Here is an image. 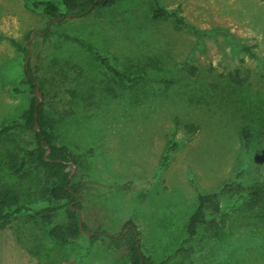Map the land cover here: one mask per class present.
I'll return each instance as SVG.
<instances>
[{
    "label": "rangeland",
    "instance_id": "374dc122",
    "mask_svg": "<svg viewBox=\"0 0 264 264\" xmlns=\"http://www.w3.org/2000/svg\"><path fill=\"white\" fill-rule=\"evenodd\" d=\"M48 1L62 9L61 0ZM155 1L183 24L151 19L154 0H118L54 21L46 34L40 9L0 0V37L31 49L26 68L55 120L54 143L76 155L68 170L81 186L89 231L105 238L132 224L155 264H264V205L250 210L238 195H221L216 233L201 227L188 239L186 232L199 193L217 192L236 173L241 185L264 174V0ZM100 55L147 78L119 82ZM24 59L0 39V125L29 105ZM244 125L255 136L249 150L240 140ZM30 137L0 141L2 182L20 194L0 230V264H129L125 248L106 238L90 244L82 233L65 245L50 238L38 213L60 203L41 196L42 170L20 178L5 164ZM62 220L59 208L54 222Z\"/></svg>",
    "mask_w": 264,
    "mask_h": 264
},
{
    "label": "trees",
    "instance_id": "16d2710c",
    "mask_svg": "<svg viewBox=\"0 0 264 264\" xmlns=\"http://www.w3.org/2000/svg\"><path fill=\"white\" fill-rule=\"evenodd\" d=\"M32 8L40 9L48 18V25L44 33L49 34V26L52 22H60L67 17H81L91 14L93 11L101 8H107L115 4L118 0H61L62 9L54 2L48 0H27ZM171 17L176 24H183V19L174 12L167 11L160 6L157 1L151 8V19H163ZM6 38L16 49L21 51L26 57L28 54V46L21 45L12 38ZM70 39L79 42L76 36ZM86 49L92 53L94 49L88 44L83 43ZM98 60L104 67L105 71L112 74L115 80L125 83H137L147 78L145 70H137V72H127L126 70H118L103 56H99ZM25 79L22 84L28 85L26 92L29 93V105L20 114L19 118L0 125V141L10 135L18 133L31 134L26 139V147L15 148L10 150L6 156L5 164L7 170L17 177H27L34 169H41L43 178L40 186V194L43 198L51 202H59L60 205L47 206L39 211L40 218L47 223L48 235L55 242L65 245L72 241H77L84 231L90 232L88 240L90 244L105 238L108 243L115 248H125L129 264H155L153 260L143 254L138 238H136L133 230L120 232L118 235L108 233L104 237H100L98 232H91L85 223H79V213L76 209L83 210V194L81 186L77 182H73L68 167L71 162L76 163V155L66 145H56L54 143V126L55 120L46 114L43 102L36 106V95L34 88L38 86L35 77L25 68ZM194 67H190L193 73ZM237 74V70L235 71ZM169 83V81H162ZM233 82L240 85L242 80L237 77L233 78ZM38 125V130L35 128ZM240 140L245 150H249L254 142V133L250 125H244L240 129ZM168 156L165 155L163 161H167ZM241 173H236L230 180L226 181L217 192L199 193L197 196V207L190 216L186 232L188 239L193 238L201 227L206 231L218 230V223L214 219V215L221 212L220 196L221 195H238L245 206L254 210L264 205V174L260 179L255 180L249 185H241L239 178ZM20 202V194L14 188L4 184L0 176V230L7 224L10 209ZM62 209L64 220L54 222V216L58 209ZM134 226V225H133ZM84 230V231H82ZM187 239V240H188Z\"/></svg>",
    "mask_w": 264,
    "mask_h": 264
},
{
    "label": "water",
    "instance_id": "95a60500",
    "mask_svg": "<svg viewBox=\"0 0 264 264\" xmlns=\"http://www.w3.org/2000/svg\"><path fill=\"white\" fill-rule=\"evenodd\" d=\"M33 34H34V30L32 31V36H33ZM28 49H29L28 54H27V56L24 59L25 68H26L27 60H28V58L30 56V53H31V49H30L29 46H28ZM34 91H35V95H36V98H37V101H36V106H37L42 101V92L40 91V89L37 86H35ZM35 128L38 130V125L37 124H35ZM71 166H74L73 162H71ZM71 174H72V172H70V176H71ZM76 210L79 213V223H81V221H82L81 210L80 209H76ZM82 231H84V230H82ZM84 232L87 233V234H90V232H88V231H84ZM133 232H134V234H135V236L137 238L136 230L134 229Z\"/></svg>",
    "mask_w": 264,
    "mask_h": 264
},
{
    "label": "flooded vegetation",
    "instance_id": "af4514ba",
    "mask_svg": "<svg viewBox=\"0 0 264 264\" xmlns=\"http://www.w3.org/2000/svg\"><path fill=\"white\" fill-rule=\"evenodd\" d=\"M134 230V226L132 224H127V226L123 229L124 232H126L127 230Z\"/></svg>",
    "mask_w": 264,
    "mask_h": 264
}]
</instances>
